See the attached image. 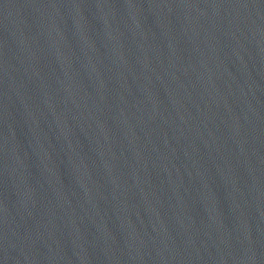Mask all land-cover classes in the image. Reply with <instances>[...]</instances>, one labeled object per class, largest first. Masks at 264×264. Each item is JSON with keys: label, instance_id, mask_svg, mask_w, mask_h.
Returning a JSON list of instances; mask_svg holds the SVG:
<instances>
[{"label": "water", "instance_id": "1", "mask_svg": "<svg viewBox=\"0 0 264 264\" xmlns=\"http://www.w3.org/2000/svg\"><path fill=\"white\" fill-rule=\"evenodd\" d=\"M0 264H264V0H0Z\"/></svg>", "mask_w": 264, "mask_h": 264}]
</instances>
